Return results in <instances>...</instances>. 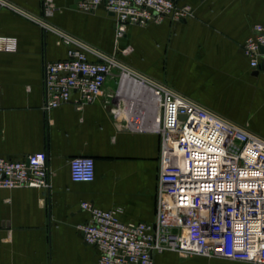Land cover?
Instances as JSON below:
<instances>
[{
  "label": "crops",
  "instance_id": "obj_1",
  "mask_svg": "<svg viewBox=\"0 0 264 264\" xmlns=\"http://www.w3.org/2000/svg\"><path fill=\"white\" fill-rule=\"evenodd\" d=\"M9 1L44 15L42 0ZM176 1L190 6L192 16L128 26L121 40L137 37L142 55L135 62L118 57L264 137V67L252 68L242 49L254 24L264 23V0ZM53 3L57 9L51 22L112 53L106 49L114 42L116 20L104 7L86 13L77 9L76 0ZM0 34L19 41L17 52H0V157L20 159L43 151L51 171L46 190L0 187V264H99L98 250L84 242L78 228L89 219L82 203L120 207L125 222L153 221L160 136L149 129H127L124 114L114 116L103 98L82 107L71 101L46 111L45 66L65 58L66 46L37 20L5 6L0 7ZM106 87L114 90L117 78L111 76ZM238 111L246 115H228ZM78 155L95 158L92 182L72 180L70 160ZM168 254L178 253L157 254L155 264Z\"/></svg>",
  "mask_w": 264,
  "mask_h": 264
},
{
  "label": "built area",
  "instance_id": "obj_2",
  "mask_svg": "<svg viewBox=\"0 0 264 264\" xmlns=\"http://www.w3.org/2000/svg\"><path fill=\"white\" fill-rule=\"evenodd\" d=\"M5 6L37 20L67 48L63 59L48 61L44 90L46 111L74 101L82 107L103 98L125 127L159 134L160 171L156 216L151 222H125L122 208L102 209L82 203L89 219L78 225L84 242L99 252V264H155L157 254L264 264V137L206 108L173 87L136 72L115 52L108 53L47 21L57 9L44 0L37 19L9 0ZM113 13L116 42L130 25L148 27L192 16L176 0H76L78 10L99 7ZM16 36L0 34V52H17ZM242 49L252 68L264 62V23L254 24ZM117 78V87L106 83ZM141 84L134 86L132 81ZM2 105L0 103V110ZM150 119V126L147 121ZM46 152L23 158L0 157L1 188L49 189ZM75 182H92L96 161L78 155L70 160Z\"/></svg>",
  "mask_w": 264,
  "mask_h": 264
},
{
  "label": "rangeland",
  "instance_id": "obj_3",
  "mask_svg": "<svg viewBox=\"0 0 264 264\" xmlns=\"http://www.w3.org/2000/svg\"><path fill=\"white\" fill-rule=\"evenodd\" d=\"M43 3H44V0H42V4ZM17 7L19 9H22L23 11L28 12L29 14L33 15L37 19H42L44 16V15H39V14L35 15L22 6L17 5ZM42 9H43V7H42ZM55 15H56V13H53L52 15L47 16L46 17L47 21L54 24L53 22H51V18L52 17L54 18ZM122 38H120L118 40V42H116V31L115 32L113 31L114 42L113 43L111 42V44L109 46H107L108 49H106V51L109 50L112 53L115 52L117 54V56H119V55L124 56L125 55V56H127V58L129 57V59L132 60V62L133 61L135 62V60H134L135 57H137L138 55H142V53L138 50V49H140L138 38L135 37L134 39L130 40L131 42H133L135 44V46L133 44H129V43H131L130 41L126 42L125 40L124 41L121 40ZM134 47L136 48V50L134 49ZM145 49H146V46H145ZM133 50H135V51H133ZM145 53H146V51H145ZM148 57L151 59V54ZM134 65H136V64L134 63ZM129 67L133 68L130 65H129ZM133 70L138 72L137 69H135V68H133ZM214 105H216L215 102H214ZM242 111H240V112L238 111L237 113H234V114L228 113V115H233L234 117L235 116H242L243 115ZM256 114L254 113V115H256ZM244 115H246V113ZM158 264H252V263L243 262V261H232V260H226V259H211V258H204V257H200V256L185 258V257H181L178 254H168L167 256H165V258L160 260L158 262Z\"/></svg>",
  "mask_w": 264,
  "mask_h": 264
},
{
  "label": "bare ground",
  "instance_id": "obj_4",
  "mask_svg": "<svg viewBox=\"0 0 264 264\" xmlns=\"http://www.w3.org/2000/svg\"><path fill=\"white\" fill-rule=\"evenodd\" d=\"M131 81L134 84V86H136V88L141 86V84L139 82L133 81V80H131Z\"/></svg>",
  "mask_w": 264,
  "mask_h": 264
},
{
  "label": "water",
  "instance_id": "obj_5",
  "mask_svg": "<svg viewBox=\"0 0 264 264\" xmlns=\"http://www.w3.org/2000/svg\"><path fill=\"white\" fill-rule=\"evenodd\" d=\"M110 14H112V15H113V13H110ZM262 66L264 67V62L262 63Z\"/></svg>",
  "mask_w": 264,
  "mask_h": 264
}]
</instances>
